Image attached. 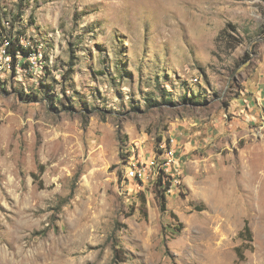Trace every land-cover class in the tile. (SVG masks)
I'll list each match as a JSON object with an SVG mask.
<instances>
[{"label":"rangeland","instance_id":"1","mask_svg":"<svg viewBox=\"0 0 264 264\" xmlns=\"http://www.w3.org/2000/svg\"><path fill=\"white\" fill-rule=\"evenodd\" d=\"M0 16V264H264V0H0ZM5 37L41 55L11 70Z\"/></svg>","mask_w":264,"mask_h":264},{"label":"built area","instance_id":"2","mask_svg":"<svg viewBox=\"0 0 264 264\" xmlns=\"http://www.w3.org/2000/svg\"><path fill=\"white\" fill-rule=\"evenodd\" d=\"M11 45V38L5 37V39L3 40V49H2V57L3 59L8 62L9 64V68L12 70L11 65L14 62L15 65V69H22L20 68V63H22V60H20L19 56L22 57L21 52L18 50L17 51V59L16 61L13 60V56L10 52H8L7 47ZM41 55V52L34 51L31 52L25 59V63H27L28 65V61L30 60L31 63H35L34 59L37 58V56ZM29 65L30 62H29ZM33 67V65H31ZM31 66L29 67L31 69ZM163 148L165 147L164 150V162L163 165L164 167L161 168V171L164 172L165 178H168L170 180H174L175 176L179 173L180 171V163L178 161V159L176 158L175 152L173 149H170L168 146H162ZM147 171L145 168L140 169L138 167V169L136 170H132L131 174L132 177H138V176H143V174H145ZM129 176H131L129 174Z\"/></svg>","mask_w":264,"mask_h":264},{"label":"trees","instance_id":"3","mask_svg":"<svg viewBox=\"0 0 264 264\" xmlns=\"http://www.w3.org/2000/svg\"><path fill=\"white\" fill-rule=\"evenodd\" d=\"M1 17V16H0ZM18 40V39H17ZM17 40H12L11 39V45L7 47L8 52H10L13 56V60L16 61L17 59V51L19 50L22 54V57L20 58V60H24L26 59V57L33 51L28 50L29 48L23 46L20 42H17ZM20 40V39H19ZM21 64H25V63H21ZM158 185L161 188L162 191H167L170 188V185L172 183V180L165 178L164 172L161 171L160 176L158 177ZM161 209L163 211H165L167 209V200H166V195L164 192H161ZM142 201L143 204L145 203V198L144 196H142ZM175 217H177V215H175ZM239 236L241 238L244 237H249V239L251 240L253 238V232L251 227L249 226L248 221L246 222L244 228L240 231ZM122 247L117 246L115 249L116 252V257H120L121 251H122ZM237 255L239 260H243L245 259V253L242 249V247H237Z\"/></svg>","mask_w":264,"mask_h":264}]
</instances>
